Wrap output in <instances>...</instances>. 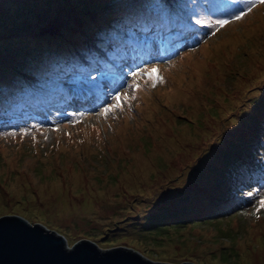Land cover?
<instances>
[{
	"label": "rangeland",
	"instance_id": "obj_1",
	"mask_svg": "<svg viewBox=\"0 0 264 264\" xmlns=\"http://www.w3.org/2000/svg\"><path fill=\"white\" fill-rule=\"evenodd\" d=\"M107 1L0 0V82L16 75L18 89L32 84L25 82L29 75L40 77L38 68L61 69L56 58L78 55L70 47L90 42L82 40L80 27L97 28L102 12L95 7ZM195 2L198 13L208 9L210 17L231 22L221 28L214 22L217 27L205 36L206 20L195 15L202 23L186 35L189 46L181 56L155 64L162 82L136 77L134 91L128 76L143 67L128 70L116 77L114 91L104 86L107 104L97 111L69 114L55 107L20 128L0 131V218L23 215L50 225L65 231L70 245L97 237L104 246L129 244L164 261L264 264V184L235 210L234 201L226 200L220 207L225 215L212 208L237 184L234 176L249 171L246 164L228 171L240 153L248 163L254 158L253 167L263 154L264 4ZM249 5L252 10L236 20ZM151 56L149 64L158 59ZM88 78L94 88L109 81L106 75ZM120 92L134 98L101 115ZM60 193L72 204L93 202L98 210L82 209L63 223L52 218L54 209L43 210ZM31 203L38 204L33 211Z\"/></svg>",
	"mask_w": 264,
	"mask_h": 264
},
{
	"label": "water",
	"instance_id": "obj_2",
	"mask_svg": "<svg viewBox=\"0 0 264 264\" xmlns=\"http://www.w3.org/2000/svg\"><path fill=\"white\" fill-rule=\"evenodd\" d=\"M0 264H193L164 261L129 244L104 246L97 237L70 245L65 231L23 215L0 218Z\"/></svg>",
	"mask_w": 264,
	"mask_h": 264
},
{
	"label": "trees",
	"instance_id": "obj_3",
	"mask_svg": "<svg viewBox=\"0 0 264 264\" xmlns=\"http://www.w3.org/2000/svg\"><path fill=\"white\" fill-rule=\"evenodd\" d=\"M137 2L134 3V5H130V2H124L122 3L121 1H118V0H109L107 1V3H109V5H107L106 2L104 3H100L98 4L96 7H95V11H100L101 10V14L97 17V21L95 22V25L97 28H91V27H86V26H81L80 27V37L82 38V40L84 41L85 39H87L86 37H91L92 34H96L95 37L97 38H102V35L101 33H105V32H108L109 31V28L107 26V24H100V21L104 18V17H109V18H112V17H121L123 18V21L126 22V23H134L135 20L139 21V18H137V16L139 17H142L144 20L147 18V17H151L153 18L152 20H158L160 17H161V13L158 9V7L156 6L155 4V0H136ZM181 2V0H170V2L168 3V5H172L173 7L175 6L176 2ZM121 2V3H120ZM141 4V8H136L135 5H139ZM125 8H127L125 10ZM152 8H155L157 11H152ZM120 10L119 12H117V10ZM104 10V11H103ZM109 10V12H108ZM180 8L177 6V11H179ZM136 11V12H135ZM109 14V15H108ZM137 15V16H136ZM92 30V31H91ZM81 40V41H82ZM96 41V39H95ZM86 42V41H85ZM97 42V41H96ZM86 43H84L83 45H85ZM108 46H111V44L109 43ZM82 46V43H79V44H75V45H72L70 48L71 49V52H73L72 50L73 49H78L80 50ZM56 52V51H55ZM38 54V53H37ZM48 54V53H47ZM58 54V53H57ZM44 60V59H43ZM56 60H58V57L56 58ZM64 60V59H63ZM41 63H38L37 65L38 66H41V64L44 62L42 61H39ZM36 65V66H37ZM40 70V68H38V71ZM17 78V79H16ZM20 77L16 76V75H13V79L14 80H20L19 79ZM4 83H8V81H3ZM2 83V82H0ZM262 139V138H261ZM256 149H259L256 147ZM240 153V152H239ZM242 154L240 153V159H237L236 161L232 162V164H230L229 166H231L229 168V172L230 173H234L235 170L239 169L240 167H243L246 166L249 167V163L246 162V156H241ZM245 155V154H244ZM256 158L259 159V156H257ZM255 158V159H256ZM251 159V157L249 158ZM254 159V158H253ZM244 164V165H243ZM245 166V168H246ZM244 168V167H243ZM239 175L237 176H234L236 177V180H237V184H238V180L242 177V174L241 173H238ZM237 184H234L230 187L234 188L237 190ZM230 188L226 189L225 191L229 190ZM224 191V190H223ZM224 191V192H225ZM242 195H240L241 197ZM223 198V192L221 193V195L215 200L216 201V204L214 206H212V208H217V210L220 209V207L222 205H226L224 203V201H222L221 199ZM238 202V201H237ZM214 212V211H213Z\"/></svg>",
	"mask_w": 264,
	"mask_h": 264
},
{
	"label": "snow or ice",
	"instance_id": "obj_4",
	"mask_svg": "<svg viewBox=\"0 0 264 264\" xmlns=\"http://www.w3.org/2000/svg\"><path fill=\"white\" fill-rule=\"evenodd\" d=\"M261 3L264 4V0H261ZM252 10V6L249 5L247 8V11H245L244 9H240L239 12L235 15V19L239 20L244 18L248 12H250ZM230 20H217L216 23L220 26L223 27L226 24L230 23ZM194 23L199 25L201 23V21L199 19L194 20ZM132 76L134 78L132 87L133 90H137L139 88V84L136 82L135 78L136 77H146V82H152L153 77H155V82H162V78L159 75V69L156 67L149 69H141L139 72H133ZM152 86H155V83H152ZM134 97L129 95L128 93H118L115 97H114V102L109 105L106 106L101 115H107L110 112H114L117 109H121L124 105V103L127 102L128 99H133ZM261 206L264 207V201L261 202Z\"/></svg>",
	"mask_w": 264,
	"mask_h": 264
},
{
	"label": "bare ground",
	"instance_id": "obj_5",
	"mask_svg": "<svg viewBox=\"0 0 264 264\" xmlns=\"http://www.w3.org/2000/svg\"><path fill=\"white\" fill-rule=\"evenodd\" d=\"M30 205L31 210L33 211L38 204L31 203ZM47 209L55 210L53 211L55 213L51 214L52 218L60 219L63 223H69L72 219V216L75 215V213H77L78 211L82 209L91 211L95 208L93 202H90L88 200H86L83 204L80 205L75 203L72 204L66 195L63 197V195L60 193L59 195H57L56 202L47 203L46 208L43 210L47 211ZM95 210L97 211L98 209Z\"/></svg>",
	"mask_w": 264,
	"mask_h": 264
}]
</instances>
